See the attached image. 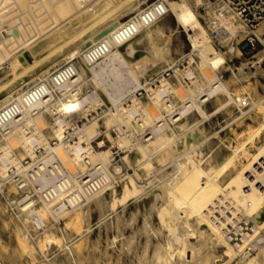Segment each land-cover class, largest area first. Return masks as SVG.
I'll use <instances>...</instances> for the list:
<instances>
[{"label": "bare ground", "instance_id": "obj_1", "mask_svg": "<svg viewBox=\"0 0 264 264\" xmlns=\"http://www.w3.org/2000/svg\"><path fill=\"white\" fill-rule=\"evenodd\" d=\"M1 4L0 108L14 101L18 115L0 126V193L5 184L18 190L14 178L23 171L25 159L39 173L57 158L73 174L87 162L100 164L109 177L122 173L127 164L135 172L130 181L155 177L146 190L142 185L134 188L135 200L145 193L172 198L169 208L164 206L169 234L157 247L160 264H264V144L256 153L248 151L264 131V121L257 128L250 126L232 152L226 142L214 141L198 116L207 111L206 103L221 96L227 102L219 100L218 109L227 108L228 102L236 104L241 112L236 121L255 108L264 115V99L257 101L244 85L232 91L230 79L222 75V70L231 71V80L240 81L229 59L241 53L237 45L247 33L230 12L210 0H1ZM180 28L188 32L194 49L183 68L178 39L174 41ZM259 29L255 35L264 44V24ZM216 43L227 51L216 48ZM99 45L107 53L89 58ZM263 61L264 52L253 64ZM62 62L65 70L53 74ZM243 68L239 70L247 77ZM85 85L91 86L90 93L84 92ZM142 91L144 97L139 96ZM97 104L108 108L104 117L80 126ZM246 105L251 109L245 110ZM101 120L109 127L108 136L116 131L114 140L127 153L123 163H112V148L97 152L93 147L96 140L105 146ZM70 130L75 137L64 140ZM50 136L61 142L52 146ZM168 166L173 171L168 172ZM54 186L58 195L53 200L18 198L10 205L16 204L18 219L31 221L35 231L46 227L47 217L58 222L69 211L65 214L74 217L67 225L74 223L81 233L84 207L107 192L84 199L80 181L70 184L66 196L62 194L68 185ZM129 193L126 185L124 197ZM24 236L21 245L30 247V237ZM53 240L58 241L53 236L48 244Z\"/></svg>", "mask_w": 264, "mask_h": 264}, {"label": "rangeland", "instance_id": "obj_2", "mask_svg": "<svg viewBox=\"0 0 264 264\" xmlns=\"http://www.w3.org/2000/svg\"><path fill=\"white\" fill-rule=\"evenodd\" d=\"M202 14H204V12H202ZM171 20L173 27L177 28L175 18ZM201 21L205 24L204 20ZM263 24L264 23L257 28V33H259V28H261ZM176 32L174 33V41L178 39L175 45L178 44V49H180V53L178 52L177 55L180 61L179 65L183 68L184 65H188L187 58L185 57H187V54L193 53L194 49L190 44L188 32L185 31V29L180 28L177 35ZM245 35V33H242L240 42L237 45L238 48L241 41L245 38ZM261 36L264 40V35L261 34ZM177 42L180 43V46ZM215 46L224 52L227 51V49L219 43H216ZM262 52H264V44H262L254 54L246 55L244 53H239L237 57L233 56V58L229 59V65L235 69L240 77V81L231 80L232 72L222 70L223 77L227 80L230 79L228 84L232 91H240L242 85L247 86L250 93L257 101L264 99V61L260 65H254L253 62H258V55ZM62 63L57 68L65 65V62ZM239 68H243V72L247 74V77L242 76ZM169 73H172V71ZM83 89L86 93H90L92 90L90 85H85ZM139 96L144 97L145 91L139 93ZM224 99L225 98L221 96L206 103L207 111H202V113L199 112L198 116L200 117L199 120L202 118L203 125L206 126L207 131L212 134L214 141L217 143L226 142L224 145L227 144L225 146H232L230 148H232L233 152L236 151L237 143H241L243 137L247 135L250 126L257 128L262 124L264 115L259 113L258 108H255L243 119L236 121V118L241 114L236 104L228 102L229 106H227V108L219 107L218 109L219 100L222 102ZM226 100L227 98L225 101ZM106 108V106L97 104L95 108L89 112L88 122L93 121L91 119L94 116H98L101 110H103L105 114ZM244 108L245 110H250L251 105H246ZM81 122L88 123L86 119H83ZM100 127L101 131L103 130L100 139L105 141V146L100 149L98 141L96 140L93 142V147L97 152L112 148L113 155L115 154V161L112 163H123V158L127 156V153L121 148V146H123L121 142L120 147L118 146L119 144H116L114 138L118 140L117 134L112 130L111 137L108 136L106 130H108L109 127H106L103 120L100 122ZM52 140H55V138L50 136V142ZM262 144H264V131L261 136L249 146L248 151L251 154L256 153L257 147ZM40 152L43 153L44 150L41 149L38 151L39 156ZM28 160L30 161V159ZM125 167L122 173L113 174V177L116 175V187L113 186L104 197L91 201V203H88L84 207L85 211L81 233L78 232L74 223L73 225H71L72 223L69 226L67 225V222L74 217V213H71L72 216L65 214L69 211L61 214L59 217L60 221L58 222H53L51 218L47 217L46 227L44 229H36L35 231V227L31 221L24 222L22 219H18L17 210L15 209L17 208L16 204L10 205L9 201H17L19 200L18 198H21L19 191L16 187H9L8 184H5V192L0 193V264H157L158 257H155L159 255V251L161 253V249L158 248L160 250L157 251V247H159V243L162 244L164 240H166L169 234V229L165 222V220L167 221V216L164 215V206L169 208L171 203L169 199L172 200V198L170 196H166L167 199H164L165 196H162V198H153L151 193H145L144 196L141 195L135 200L134 188L138 190L143 187V189L145 188L146 190V188L149 187V182L155 179V177L148 176L142 180L137 178L135 179L136 181H130L132 179L131 177L135 176V172L133 169L129 168L127 164H125ZM171 168V166H168L167 171H173V168ZM140 181L142 182L140 183ZM126 185L131 193H129V196L124 197L123 193ZM138 185L142 186L138 187ZM114 189L117 190L118 194ZM126 199L127 202L125 201ZM166 200L168 201L166 202ZM110 203L115 208L114 212L111 209ZM153 204L157 205L156 208L155 206L153 208ZM86 228H88V230ZM22 235H25L24 238L30 237V239H27L29 242L28 244L31 245L30 247H23L21 245ZM53 236H56L58 241L55 242L56 240H53L52 244H48V240ZM113 239L117 240L115 241ZM42 240H44V242L40 244ZM192 242H194L193 239ZM37 243L41 246H39L40 248L37 246ZM188 251L187 260L190 262L192 260V251ZM155 253L157 254L155 255ZM77 261L78 263H76ZM158 264H160V262H158Z\"/></svg>", "mask_w": 264, "mask_h": 264}, {"label": "built area", "instance_id": "obj_3", "mask_svg": "<svg viewBox=\"0 0 264 264\" xmlns=\"http://www.w3.org/2000/svg\"><path fill=\"white\" fill-rule=\"evenodd\" d=\"M214 3L222 5L224 9L230 12L236 21L241 23L247 31L245 38L239 44L241 53L246 55L254 54L262 43L260 39L255 35L257 28L264 23V0H210ZM0 0V11L2 8ZM23 15H26V11H23ZM27 16V15H26ZM107 53V49L104 45L95 47L89 54V58L98 59ZM67 65H63L53 71V74L58 71L65 70ZM2 66L0 65V69ZM108 109V108H106ZM105 109V110H106ZM18 115V109L14 101H10L5 106L0 108V126H3L11 122ZM70 118V115H67ZM104 117V111L94 118L102 119ZM88 122V119H86ZM83 126L84 123L81 121L78 123ZM116 134V131H114ZM75 131L70 130L66 132L64 140L72 141L75 137ZM60 140H52L51 145L56 146ZM101 149V147H99ZM40 155L42 153L40 152ZM115 161V154L113 162ZM32 161L26 159L23 161L24 169L14 179L19 186L18 191L21 198H29L36 200L37 203L43 201L53 200L57 195L54 182H61L68 188L63 192L62 196H66L70 189V184L75 181L81 182L80 194L84 199L92 198L99 193L106 191L108 192L113 186L116 187V175L109 177L108 172L100 164H91L87 162L83 169H80L75 174L69 172L61 164V161L57 158L51 166L45 171L36 172L30 168ZM13 174V172H11Z\"/></svg>", "mask_w": 264, "mask_h": 264}, {"label": "snow or ice", "instance_id": "obj_4", "mask_svg": "<svg viewBox=\"0 0 264 264\" xmlns=\"http://www.w3.org/2000/svg\"><path fill=\"white\" fill-rule=\"evenodd\" d=\"M190 13L189 14H187V16H189L190 17ZM185 22H187V19H185ZM217 63L219 64V63H223V61L221 60V61H217Z\"/></svg>", "mask_w": 264, "mask_h": 264}]
</instances>
